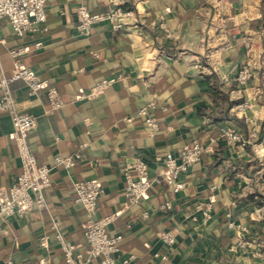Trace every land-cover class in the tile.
Returning a JSON list of instances; mask_svg holds the SVG:
<instances>
[{"label":"crops","instance_id":"1","mask_svg":"<svg viewBox=\"0 0 264 264\" xmlns=\"http://www.w3.org/2000/svg\"><path fill=\"white\" fill-rule=\"evenodd\" d=\"M80 2L93 12L112 5L48 0L47 29L22 37L7 17L0 20V73H12L11 49L28 45L25 64L66 101L51 109L45 89L29 96L24 81L11 85L21 108L38 119L28 140L53 180L45 207L0 219V264L9 258L15 264H68L58 231L76 253L84 252L88 214L75 200V182L92 178L102 186L95 216L117 215L108 231L122 234L119 255L133 254L130 264H159L162 253L169 254L168 264H264V0H124L133 14L123 27L106 20L86 36L77 31ZM38 40L44 44L35 47ZM248 63L251 76L241 83L238 74ZM109 77L116 80L102 94L81 98ZM152 100L160 125L155 133L139 113ZM227 129L241 140L230 139ZM12 131L9 112L0 111L4 186L22 170ZM194 140L209 151L180 176L185 184L176 190L158 176L164 164L157 157ZM77 152L70 167L56 161ZM137 157L148 162L154 183L144 200L131 204L123 165ZM166 202L171 208H163ZM163 231L174 233L172 249L161 240ZM241 236L249 239L246 247L238 246Z\"/></svg>","mask_w":264,"mask_h":264},{"label":"built area","instance_id":"2","mask_svg":"<svg viewBox=\"0 0 264 264\" xmlns=\"http://www.w3.org/2000/svg\"><path fill=\"white\" fill-rule=\"evenodd\" d=\"M124 0H112V5L107 11L93 12L85 2H80L76 6L77 31L80 35H89L93 26L102 21H111L115 28H121L125 25L127 19L133 14L130 9L122 6ZM48 0H0V20L7 17L10 20L14 32L18 36L35 34L46 30V5ZM3 39L0 28V43ZM35 47H40L44 43L42 40L35 42ZM29 50L28 45L11 49L13 57V68L10 75L0 73V111L9 112L12 123V134L17 140L18 152L22 170L18 174L16 181L11 185H0V219H6L13 215L24 216L35 207H45L47 203L46 190L52 184L51 167L38 162L37 157L28 140L29 132L37 126L38 119L36 115L28 110L21 108L18 98L12 92V83L22 80L26 83L29 96L38 95L42 90L47 91L48 101L51 109H57L63 106L66 101L60 95L57 87L50 85L49 82L41 77L32 67L25 64L24 54ZM196 66H202L199 62ZM248 63L238 74V80L245 83L251 76L252 69ZM116 80L115 77L103 78L97 81L90 92L81 95V98H93L102 94L105 88ZM243 107L246 104L241 105ZM156 107V100H152L139 109V113L145 117L146 124L150 127L151 133H155L160 125L157 118L153 115ZM225 133L232 140H241V134L234 129H227ZM85 144H83L84 146ZM209 151V147L194 140L192 143L182 147L177 153L167 152L163 156H158L164 164V170L159 173V177L179 190L184 187V182L180 176L187 172L194 163L201 160L203 154ZM80 157V153L63 157L56 156V161L70 167L75 164V159ZM123 165V174L125 177V195L131 204H138L147 196L153 185L154 179L150 175L148 162L137 157L128 160ZM75 200L82 203L86 209L87 220L85 224V238L87 249L84 252H75L76 245L62 238L58 231L59 221L53 219V227L58 231L57 236L61 239L64 255L68 264H91L96 258H100V264H130L134 255H119L122 234H111L108 231V225L117 216L115 213L95 216L98 198L102 193V186L98 179H84L75 182ZM212 199L207 202L206 209L203 210L207 218L212 216ZM163 208H171V204L166 202ZM146 216V214H145ZM231 222L230 225H234ZM244 232L248 231L245 225H237ZM161 240L173 248L176 237L171 231H163L160 235ZM49 236L43 234L40 243L46 246ZM249 239L241 236L238 246L246 247ZM159 264H168L169 254L162 253L158 255ZM48 260L29 262L28 264H45ZM3 264H15L12 258H9Z\"/></svg>","mask_w":264,"mask_h":264}]
</instances>
